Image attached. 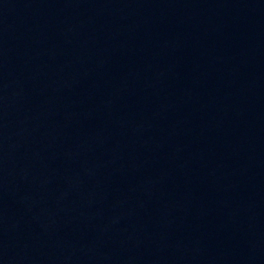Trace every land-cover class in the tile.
Wrapping results in <instances>:
<instances>
[{
	"label": "water",
	"instance_id": "95a60500",
	"mask_svg": "<svg viewBox=\"0 0 264 264\" xmlns=\"http://www.w3.org/2000/svg\"><path fill=\"white\" fill-rule=\"evenodd\" d=\"M0 264H264V0H0Z\"/></svg>",
	"mask_w": 264,
	"mask_h": 264
}]
</instances>
